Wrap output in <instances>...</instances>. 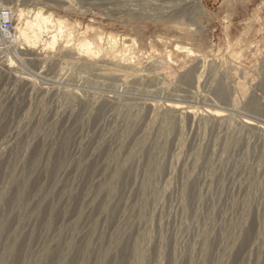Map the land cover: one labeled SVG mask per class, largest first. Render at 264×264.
Returning a JSON list of instances; mask_svg holds the SVG:
<instances>
[{
    "label": "rangeland",
    "instance_id": "374dc122",
    "mask_svg": "<svg viewBox=\"0 0 264 264\" xmlns=\"http://www.w3.org/2000/svg\"><path fill=\"white\" fill-rule=\"evenodd\" d=\"M36 9L64 34L0 47V262L264 264V0Z\"/></svg>",
    "mask_w": 264,
    "mask_h": 264
},
{
    "label": "bare ground",
    "instance_id": "6f19581e",
    "mask_svg": "<svg viewBox=\"0 0 264 264\" xmlns=\"http://www.w3.org/2000/svg\"><path fill=\"white\" fill-rule=\"evenodd\" d=\"M0 1H2V0H0ZM5 1H7V0H4V3H8ZM10 1L11 2H9V3L16 2V4L22 2V5H24L26 7L25 9L19 8L16 10L17 14L15 15V21L17 20L19 22V24H21V26L19 28L17 27L16 35L11 37V40H10L11 43H16L18 41V35H19V38L23 39L25 46L28 49L36 48L41 43H43V44L45 43L47 45L54 46V44H56V42H57V39L60 36H62V34H64L63 33V29H64V26H63L64 23L63 22L64 21L61 22L59 20H55V19H53L52 15L46 16L42 9H36V0H10ZM199 5H201V3H199ZM30 6H32L33 8L27 9V7H30ZM2 7H6V6H3V4H0V8H2ZM16 17H17V19H16ZM112 40L113 39L108 40V44L111 45V47L114 46V43H113L114 41H112ZM89 43H87V42L82 43L81 42L80 45H77L78 47L80 46L79 52L76 54L77 60H84V59L91 60L93 58L94 52L92 51L91 45ZM21 49L25 50V48H21ZM109 49H110V47H109ZM112 49H113V47H112ZM114 51H115V49H114ZM26 53H28V52H26ZM15 55H17V54H15ZM91 71H92V69H91ZM110 98L111 97H108V98H106V100L110 101L111 100ZM114 176H116V175H114ZM114 179H112V180H114ZM109 195H110V192H109ZM0 264H2V263L0 262Z\"/></svg>",
    "mask_w": 264,
    "mask_h": 264
},
{
    "label": "built area",
    "instance_id": "2783aa9c",
    "mask_svg": "<svg viewBox=\"0 0 264 264\" xmlns=\"http://www.w3.org/2000/svg\"><path fill=\"white\" fill-rule=\"evenodd\" d=\"M16 33L15 12L11 8H0V47L11 44V37Z\"/></svg>",
    "mask_w": 264,
    "mask_h": 264
}]
</instances>
